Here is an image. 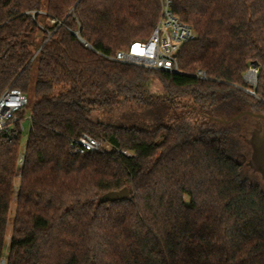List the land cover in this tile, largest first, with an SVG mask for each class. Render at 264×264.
I'll use <instances>...</instances> for the list:
<instances>
[{
    "label": "trees",
    "instance_id": "obj_1",
    "mask_svg": "<svg viewBox=\"0 0 264 264\" xmlns=\"http://www.w3.org/2000/svg\"><path fill=\"white\" fill-rule=\"evenodd\" d=\"M160 11L0 0V93L21 90L32 116L24 149L22 134L0 138V264H264V188L213 120L264 115V0H173L197 34L181 73L104 57L149 40ZM83 134L111 149L74 154ZM125 188L129 199L99 203Z\"/></svg>",
    "mask_w": 264,
    "mask_h": 264
},
{
    "label": "built area",
    "instance_id": "obj_2",
    "mask_svg": "<svg viewBox=\"0 0 264 264\" xmlns=\"http://www.w3.org/2000/svg\"><path fill=\"white\" fill-rule=\"evenodd\" d=\"M161 11L154 32L147 41H138L131 44L127 50L119 51L114 56H104L108 60L126 65L137 66L149 70L181 73L178 53L181 48L194 41L197 34L193 27L180 20L173 12V0H160ZM36 12L30 13L33 17ZM38 14H45L40 12ZM55 24V21H50ZM76 37L87 47H91L81 39L79 33ZM259 67L250 65L244 79L252 87L248 90L255 95L254 88L258 84ZM194 76L202 81L209 80L206 72L198 70ZM30 100L21 90L8 88L0 93V138L13 139L24 133L25 122L32 123L29 112ZM73 152L77 155L94 153L111 147L101 143L89 134H83L72 144ZM126 154V153H125ZM24 155L21 154L19 162L23 164ZM2 264H5L2 262Z\"/></svg>",
    "mask_w": 264,
    "mask_h": 264
},
{
    "label": "rangeland",
    "instance_id": "obj_3",
    "mask_svg": "<svg viewBox=\"0 0 264 264\" xmlns=\"http://www.w3.org/2000/svg\"><path fill=\"white\" fill-rule=\"evenodd\" d=\"M40 21V25L43 26V18ZM34 70L36 73V65L34 66ZM153 87L154 92L162 94L163 85L159 80H155ZM231 119L225 120L229 121ZM215 123V128L228 136L229 150L233 156L242 163L249 178L264 188V138L261 137L262 134H264V122L245 116L231 124ZM24 128L25 131L22 139L23 149L28 140L31 128L29 121L25 122ZM260 130L262 131V134L259 132ZM256 134L259 135L260 138L254 139ZM255 144L259 147L255 146ZM15 209L16 197L12 202V217ZM11 227L12 225L9 228V239L11 235Z\"/></svg>",
    "mask_w": 264,
    "mask_h": 264
},
{
    "label": "water",
    "instance_id": "obj_4",
    "mask_svg": "<svg viewBox=\"0 0 264 264\" xmlns=\"http://www.w3.org/2000/svg\"><path fill=\"white\" fill-rule=\"evenodd\" d=\"M255 66L257 67L258 65H255ZM244 91L250 94V92L248 90L244 89ZM245 116H248V117H251V118H254V119H257L259 121L264 122V115L263 114H258V113L252 112V111H242L229 121H227L225 119H215V118L213 120H215L219 123L231 124V123H233V122H235V121H237V120H239ZM259 132L262 134L261 130ZM261 137L264 138V134H262ZM256 138H260L259 135L256 134L254 139H256ZM255 146H257V145L255 144ZM257 147H259V146H257ZM130 196H131V191L128 188H125L121 191H113V192L106 193L105 195H103L100 198L99 203L100 204L117 203V202H121V201H125V200L129 199Z\"/></svg>",
    "mask_w": 264,
    "mask_h": 264
}]
</instances>
